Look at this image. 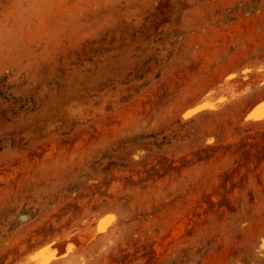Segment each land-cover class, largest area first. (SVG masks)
<instances>
[{
  "label": "rangeland",
  "instance_id": "rangeland-1",
  "mask_svg": "<svg viewBox=\"0 0 264 264\" xmlns=\"http://www.w3.org/2000/svg\"><path fill=\"white\" fill-rule=\"evenodd\" d=\"M259 102L264 0H0V264H264Z\"/></svg>",
  "mask_w": 264,
  "mask_h": 264
},
{
  "label": "bare ground",
  "instance_id": "bare-ground-1",
  "mask_svg": "<svg viewBox=\"0 0 264 264\" xmlns=\"http://www.w3.org/2000/svg\"><path fill=\"white\" fill-rule=\"evenodd\" d=\"M262 81L263 80H260L259 82ZM214 105L217 106V104ZM262 106H264V103L256 104L254 108L247 112V118L252 120H264V118H262L264 117V108H262ZM94 219V215L85 216L79 223L55 235L42 245H38L24 255H21L19 258H16L13 264H45V262H47V264H52L53 262H69L72 258L79 256L82 251L89 248L91 244H95L93 242H95L97 238L99 239L106 231L105 229L109 227L105 225L104 230L101 231V223L98 222L99 220L97 217L96 219L98 221ZM69 246H71V250H69Z\"/></svg>",
  "mask_w": 264,
  "mask_h": 264
},
{
  "label": "snow or ice",
  "instance_id": "snow-or-ice-1",
  "mask_svg": "<svg viewBox=\"0 0 264 264\" xmlns=\"http://www.w3.org/2000/svg\"><path fill=\"white\" fill-rule=\"evenodd\" d=\"M262 108H264V106H262ZM262 118H264V117H262ZM114 219H115V217H112V216L106 217L105 220L101 222V228H100V230L103 231L104 230V226L107 223H109L112 220H114ZM69 250H71V246H69ZM45 264H47V262H45Z\"/></svg>",
  "mask_w": 264,
  "mask_h": 264
}]
</instances>
